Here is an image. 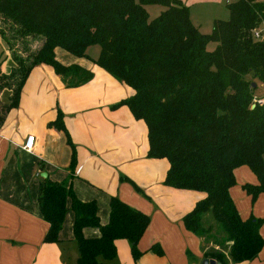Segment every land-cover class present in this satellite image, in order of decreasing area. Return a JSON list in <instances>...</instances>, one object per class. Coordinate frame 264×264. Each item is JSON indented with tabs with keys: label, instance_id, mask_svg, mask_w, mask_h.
<instances>
[{
	"label": "trees",
	"instance_id": "obj_1",
	"mask_svg": "<svg viewBox=\"0 0 264 264\" xmlns=\"http://www.w3.org/2000/svg\"><path fill=\"white\" fill-rule=\"evenodd\" d=\"M153 5L165 10L150 20L146 8ZM228 9L230 19L215 21L206 36L180 0H0V38L15 62L8 73L0 62V94L12 93L10 104L0 102V125L19 106L28 77L40 65L52 67L68 88L94 79L90 70L58 61L57 49L90 59L88 49L99 46L94 63L133 90L116 107L127 106L145 122L148 158L169 163L165 185L205 196L184 217L186 229L203 235V216L212 211L232 242V261H254L264 248V220L244 219L231 190L236 170L246 167L258 180L243 186L252 204L264 194V104L253 108L255 98H264L256 95L264 84V41L254 37L256 31L264 34V0H236ZM33 38L42 39L37 52L16 54V42ZM209 43L217 49L209 52ZM49 126L66 132L63 114ZM69 201L77 264H108L117 256L118 240L131 244L134 259L141 257L138 244L150 226L148 215L115 197L109 222L102 225L96 202H83L72 187L47 179L39 192L49 225L45 243L60 242ZM86 228L99 229L101 236L85 238ZM152 251L162 254L158 246ZM217 259L225 264L222 255Z\"/></svg>",
	"mask_w": 264,
	"mask_h": 264
},
{
	"label": "crops",
	"instance_id": "obj_2",
	"mask_svg": "<svg viewBox=\"0 0 264 264\" xmlns=\"http://www.w3.org/2000/svg\"><path fill=\"white\" fill-rule=\"evenodd\" d=\"M63 52L56 50L58 61L90 70L94 79L68 88L52 67L40 65L28 77L19 106L0 125V264H77L71 201L60 242H44L49 225L40 212L39 192L46 179L72 187L83 202H96L102 225L109 222L115 197L150 217V226L138 244L141 257L134 259L131 244L118 240L117 256L108 264H222L218 255L225 264H236L230 258L231 247L220 238L222 229L212 211L203 216L210 233L196 236L186 229L184 217L205 196L165 185L169 163L148 158L145 122L136 120L127 106L116 107L133 90L98 67L96 59L77 58L68 52L72 57H66ZM7 64L3 70L9 68ZM11 95L3 91L0 102L10 104ZM59 113L66 132L49 126ZM30 136L36 137L32 152L24 149ZM235 176L231 195L241 216L264 217V202L260 203L264 194L253 205L243 189L245 184L257 185L256 176L245 168L236 170ZM261 235L264 238V227ZM84 236L97 239L101 233L86 228ZM153 246L162 254L152 251ZM239 264H264V248L254 261Z\"/></svg>",
	"mask_w": 264,
	"mask_h": 264
},
{
	"label": "rangeland",
	"instance_id": "obj_3",
	"mask_svg": "<svg viewBox=\"0 0 264 264\" xmlns=\"http://www.w3.org/2000/svg\"><path fill=\"white\" fill-rule=\"evenodd\" d=\"M236 0H190V3L188 6L191 10V20L193 24L198 27L202 34L209 36L212 34L214 22L217 20L221 21H227L230 19V12L228 9L229 4L235 3ZM147 11L150 16V20H153L157 18L164 10L165 8L163 6H148ZM42 43V39H28V40H19L15 43V50L16 54L23 55V57H26L27 55L31 53L37 52V50L40 48ZM216 43H209L208 44V51L213 52L217 49ZM100 47L97 45L91 46L88 49V54L92 59H97L100 55ZM64 56L66 57H72L67 52H63ZM8 61V64H7ZM91 61V60H90ZM0 62H2L4 65H8L6 73L10 72L11 69L15 66V62L13 60L12 52L9 51L8 45L5 44V42L0 38ZM256 95L258 96H264V84L259 83V88L256 92ZM6 100V99H5ZM247 169L250 173L251 171ZM264 201H261L260 203H263ZM253 215V213H250L248 217ZM255 216V215H254ZM258 219L264 217H256ZM203 223V220H202ZM203 226L205 228V233L203 235H206L210 233V228H208L204 223ZM264 227V226H263ZM262 227V228H263ZM262 230V229H261ZM220 238L223 240V243L226 245V247L230 248L232 245L231 240L229 239V235L222 231L220 232ZM103 261V259H100Z\"/></svg>",
	"mask_w": 264,
	"mask_h": 264
},
{
	"label": "built area",
	"instance_id": "obj_4",
	"mask_svg": "<svg viewBox=\"0 0 264 264\" xmlns=\"http://www.w3.org/2000/svg\"><path fill=\"white\" fill-rule=\"evenodd\" d=\"M254 37L257 41H264L263 31H256ZM263 104H264V98H255L253 107L257 105L262 106ZM35 145H36V137L30 136L28 138V141L26 142L24 149L28 152H32L34 150Z\"/></svg>",
	"mask_w": 264,
	"mask_h": 264
},
{
	"label": "water",
	"instance_id": "obj_5",
	"mask_svg": "<svg viewBox=\"0 0 264 264\" xmlns=\"http://www.w3.org/2000/svg\"><path fill=\"white\" fill-rule=\"evenodd\" d=\"M255 87H256V85H254V88H255ZM253 108H254V107H253ZM43 177H47V175L44 174ZM211 264H218V263H216V262L213 261Z\"/></svg>",
	"mask_w": 264,
	"mask_h": 264
}]
</instances>
